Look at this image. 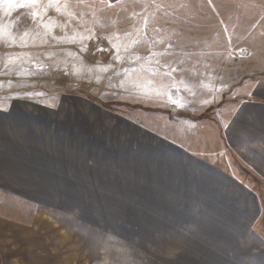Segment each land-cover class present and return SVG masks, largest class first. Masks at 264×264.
<instances>
[{
	"label": "rangeland",
	"instance_id": "rangeland-1",
	"mask_svg": "<svg viewBox=\"0 0 264 264\" xmlns=\"http://www.w3.org/2000/svg\"><path fill=\"white\" fill-rule=\"evenodd\" d=\"M0 111V264H193L147 195L165 149L264 146V0H0Z\"/></svg>",
	"mask_w": 264,
	"mask_h": 264
},
{
	"label": "crops",
	"instance_id": "crops-1",
	"mask_svg": "<svg viewBox=\"0 0 264 264\" xmlns=\"http://www.w3.org/2000/svg\"><path fill=\"white\" fill-rule=\"evenodd\" d=\"M9 118L5 120L13 121ZM254 139L250 145L237 144L236 150L233 146L236 166L226 151L227 163L221 166L202 154L162 151L158 181L163 192L157 197L149 192V212L167 220L168 215H179L159 229L193 230V264H264V146L262 137ZM6 156L18 158L20 153L0 144V165H6ZM162 165L165 174L160 173ZM172 181L175 186L168 191Z\"/></svg>",
	"mask_w": 264,
	"mask_h": 264
},
{
	"label": "trees",
	"instance_id": "trees-1",
	"mask_svg": "<svg viewBox=\"0 0 264 264\" xmlns=\"http://www.w3.org/2000/svg\"><path fill=\"white\" fill-rule=\"evenodd\" d=\"M76 96L84 98L85 100L93 101V102L97 103L100 108H102L103 110H106V111L113 110L114 106H123L128 110H139V111L148 112V113L164 114V115L171 117V113L168 111H164V110L144 108V107L139 106V105H130V104H124V103H110L109 104L106 102H100V101L96 100V98L93 97L92 95H88L86 93H79L78 92L76 94ZM209 109L204 111L202 114H200L198 116H191V115L183 114V113H177L176 116L178 118H185V119L197 122V121H201L204 119H208Z\"/></svg>",
	"mask_w": 264,
	"mask_h": 264
}]
</instances>
